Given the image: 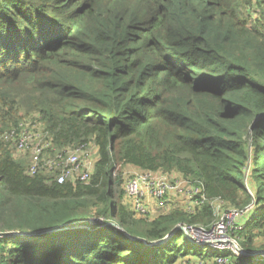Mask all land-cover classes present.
Instances as JSON below:
<instances>
[{"label":"trees","instance_id":"1","mask_svg":"<svg viewBox=\"0 0 264 264\" xmlns=\"http://www.w3.org/2000/svg\"><path fill=\"white\" fill-rule=\"evenodd\" d=\"M27 115L48 153L94 143L88 181L14 155L1 134ZM128 164L199 180L207 199L138 216L115 173ZM215 199L251 204L238 241L260 247L264 0H0V233L23 232L0 237V264H215L175 229L210 225Z\"/></svg>","mask_w":264,"mask_h":264},{"label":"built area","instance_id":"2","mask_svg":"<svg viewBox=\"0 0 264 264\" xmlns=\"http://www.w3.org/2000/svg\"><path fill=\"white\" fill-rule=\"evenodd\" d=\"M1 137L9 146L15 148L16 156L30 152L31 173L38 169V162H41L49 172L55 174L58 183L75 179L88 181L93 171L95 160L87 148L88 143H81L74 147L67 146L53 154L48 153L47 149L51 146L49 132L42 128L36 118L19 120L16 125L6 129ZM123 190L128 208L141 217L155 215L156 212L152 211V201L162 206L169 203L168 206H171L179 199L181 207L191 213L196 206H201L207 199L202 182L191 180L173 171L163 173L158 170L137 168L125 178ZM215 200L222 202L220 199ZM250 207L251 204H248L243 208L223 210L208 226L179 222L176 227L182 230L191 242L214 248L217 251L214 256L215 264H230V258L223 254L230 250L235 252L236 257L247 255L250 257L248 262L256 264L264 260V249L249 254L242 252L241 249L240 253L239 236L236 235L244 226L243 217ZM213 208L217 215L215 205ZM105 223L112 222L107 220ZM22 233L18 231L0 233V237Z\"/></svg>","mask_w":264,"mask_h":264},{"label":"rangeland","instance_id":"3","mask_svg":"<svg viewBox=\"0 0 264 264\" xmlns=\"http://www.w3.org/2000/svg\"><path fill=\"white\" fill-rule=\"evenodd\" d=\"M23 118H34V117H31V116H28V115H27V116H25V117H23ZM87 148H88V150H89L91 156H92L94 159H97L96 148H95L94 143H93V142H88V146H87ZM21 153H22V152H21ZM24 154H25V153H24ZM14 155L16 156L15 153H14ZM19 156H20V155H19ZM21 156H22V155H21ZM29 156H30V154H29V153H26L25 157L28 158ZM128 165H129V164H128ZM131 171H132V169H131L129 166H127V165L117 166L115 173H116V175H119V177H121L122 180H123V182L120 183V188H123L125 178L127 177V175H128ZM188 178H191V177H188ZM198 182H201V181L198 180ZM212 203H213V205H215V207H216V213H217L216 218H218L219 214H220L223 210H226V209H228V208H240V207L228 206V205H226L225 202H223V201L220 202L219 200H213ZM170 207H171V206H168L167 209H163V210H166V211H167V210L170 209ZM91 219H93V221H96V218H90V220H91ZM236 235H237V236L240 235V229H239V231L236 233ZM183 236L186 238L184 232H183ZM261 243H264V237H263V236H256L255 239H254L253 245H255V248H256L258 245H260V247H257L255 250H252V251H257V250H259V249H264V245H261ZM238 245H239L240 253H241V249L243 250L244 248L240 245V243H238ZM233 246H234V245H233ZM191 248L194 249V250L199 249L198 245H196V244H192V245H191ZM201 249L203 250V252H206V251L208 250V247H207V246H206V247L202 246ZM244 250H246V249H244ZM247 251L249 252V250H246V252H247ZM250 252H251V251H250ZM234 253H235V252H232L231 250L228 251V252H223V254L227 255V256L230 258L231 263H235V258H236V256H235ZM206 255H207V254H206ZM206 255H203V258H205ZM197 258H198L197 256H191V257H190V260H193V261H195L196 263H198V261H197L198 259H197ZM201 259H202V258H201ZM180 264H182V263L180 262ZM183 264H184V263H183ZM250 264H252V263H250Z\"/></svg>","mask_w":264,"mask_h":264},{"label":"crops","instance_id":"4","mask_svg":"<svg viewBox=\"0 0 264 264\" xmlns=\"http://www.w3.org/2000/svg\"><path fill=\"white\" fill-rule=\"evenodd\" d=\"M127 166H129L132 169V171L135 170V169H137V167L132 166V165H127ZM152 202H153V204H152V211L153 212H156L155 215H153V216H156V215H158L160 213L166 212V210H163V209H167L168 208V205H169V203H166L165 205L162 206V205H159L156 201H152ZM179 204L180 203H179V199H178V205ZM179 206L181 207V205H179ZM156 209H158V210H156Z\"/></svg>","mask_w":264,"mask_h":264},{"label":"water","instance_id":"5","mask_svg":"<svg viewBox=\"0 0 264 264\" xmlns=\"http://www.w3.org/2000/svg\"><path fill=\"white\" fill-rule=\"evenodd\" d=\"M111 224H113V222L111 223ZM58 229V228H57ZM175 229H178L177 227H175ZM171 234H167L164 238H162V239H159V240H156V241H154V243H162V242H164L165 240H167L168 238H169V236H170ZM187 237V236H186ZM187 239H188V237H187ZM189 240V239H188ZM258 251V250H257ZM257 251H247L246 252V250H242V252H245V253H247V254H249V253H254V252H257Z\"/></svg>","mask_w":264,"mask_h":264}]
</instances>
